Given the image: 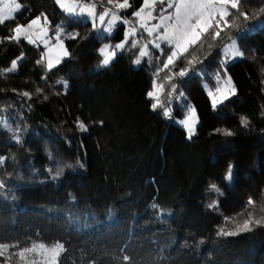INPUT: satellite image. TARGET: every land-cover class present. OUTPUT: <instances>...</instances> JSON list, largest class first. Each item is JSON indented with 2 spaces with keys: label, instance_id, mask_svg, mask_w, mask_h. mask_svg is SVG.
Returning <instances> with one entry per match:
<instances>
[{
  "label": "trees",
  "instance_id": "16d2710c",
  "mask_svg": "<svg viewBox=\"0 0 264 264\" xmlns=\"http://www.w3.org/2000/svg\"><path fill=\"white\" fill-rule=\"evenodd\" d=\"M18 2L21 11L0 25V115H10L23 137L22 145L15 144L0 131V156L7 158L0 167V182L5 184L0 189V236L21 242L63 241L68 249L65 264L74 260L116 264L113 257L124 248L137 264H264V227L235 237H216L224 217L240 213L249 197L257 201L250 209L256 219L264 216V118L260 115L264 27L259 26L264 15H251L264 0H246L252 8L244 10L251 19L241 18L238 28L222 33L207 59L211 41L206 42L199 54L203 63L195 65L204 75L173 79L186 97L184 103H191L199 117L191 140L173 123L182 116L180 103L171 100L173 119H165L162 109L153 111L146 97L160 67L155 60V69L145 63L133 68L132 55L120 52L110 66L94 69L98 46L120 40L122 24H116L112 35L100 36L89 22L63 15L53 0ZM141 2L130 0L132 7L119 14L134 21L132 13ZM101 3L111 8L107 0H97L99 7ZM42 13L50 27L62 25L66 33L78 32L81 37L64 41L71 56L47 73V83L41 79L43 68L36 64L41 47L3 40L16 24ZM254 25L238 40L245 57L226 66L237 94L214 111L201 83L210 82L207 75L212 77L218 69L217 49L228 35L238 36L241 29ZM21 55L18 70L3 75L2 70ZM182 67H187L183 59L170 71ZM168 71L160 73V80ZM57 80L68 82L66 93L55 84ZM37 87L43 93L37 94ZM169 88L166 85L161 94L166 105ZM13 89L29 91L32 98ZM241 116L248 117L249 128L240 127ZM77 118L88 125L87 132L76 127ZM216 128L236 134L225 137L215 134ZM229 164L233 179L223 184ZM49 168H63L64 173L53 181ZM210 183L219 185L223 196L206 193ZM212 199H218L219 212L205 207ZM153 203L166 214L162 221L154 215ZM201 239L203 244L198 243Z\"/></svg>",
  "mask_w": 264,
  "mask_h": 264
},
{
  "label": "snow or ice",
  "instance_id": "6c2138e0",
  "mask_svg": "<svg viewBox=\"0 0 264 264\" xmlns=\"http://www.w3.org/2000/svg\"><path fill=\"white\" fill-rule=\"evenodd\" d=\"M55 3L70 17L74 15H87L90 17L93 29H98L99 26L98 30L101 35L103 33L110 35L117 21L128 26V30L125 32L124 39L121 42L115 45L105 44L98 49V68L110 66L117 55L124 50L138 49V53H134L136 58L133 60V64H140L145 57H152L153 53L149 50V45L153 49L159 50L161 55L155 57V61L158 64H162V67H157L153 74L151 89L146 93V97L152 101L151 108L153 111L158 108L162 109L161 114L165 119H173L171 100L174 98L177 103H180L185 115L184 119L176 120V123L185 129L189 140L196 135L199 117L191 103H184L186 97L183 91L177 90V85L172 83L173 79L177 76L185 77L190 71H197L195 65L203 63L199 59V54L204 51L205 44L209 38L211 42L207 43L208 51L205 59L212 54L217 41L222 37V33H225L228 29L239 27L241 18L243 21H248L251 19V15H255L257 18L264 15V3L258 9H253L250 15L248 11L244 10L246 7L252 8L250 4L246 3V0H142L140 8L132 13V16L136 18L134 26L132 22L124 19L119 14L121 10L132 7L130 0H107V4L114 7L116 11H112L111 8L105 7L101 3L100 6L103 8L101 12L96 10L97 0H92V2L87 4H78L76 0H55ZM0 4L3 5V7H0V25L9 19H13V14L22 9V5L18 0H0ZM169 9L172 11H169ZM42 17L43 24L40 23ZM152 20H157L158 22L151 24ZM48 23L47 16L42 13L30 20L26 25L16 24L10 30L11 34L3 38V40L17 43L22 39L30 44H35L38 40L43 42L46 51L40 53V58L36 61V64L43 68L44 75L41 76V79L46 83L48 82L47 73L62 63L63 59L71 56V52L65 47L64 41L81 38L78 32L66 33L62 25H57L54 35L49 38L46 29ZM36 25H40L38 30L34 29ZM259 26L264 27V19L259 20ZM253 27L255 25L242 29L238 36L228 35L227 42L218 53L220 57L219 67L216 72L212 73L211 77L215 81V86L213 87L208 83L204 85L214 111L218 105L224 104L231 96L237 94V89L227 73L226 66L237 59L245 57V53L238 46V40L242 35L250 32ZM139 29H143L149 37H152L143 45H141L142 35L141 39L134 38L137 36ZM83 38L86 39L87 37ZM51 41H54V44ZM53 52H56L57 55L54 56ZM162 57H166V59H162ZM23 58V55H21L12 60L10 67L2 70V74L7 76L8 73L16 72L19 67V61ZM181 59L185 61L187 67L180 68L178 72H171L170 69L174 68L177 61ZM165 70L169 71L160 80V73L165 72ZM199 71L204 75L202 69ZM260 73L264 76V65L261 66ZM55 84L62 85L66 93L68 88L67 81L57 80ZM55 84L53 87H55ZM261 84L264 85V79L261 80ZM166 85L170 87L167 92L169 97L167 105L161 101V94L164 92ZM0 91L3 90L0 89ZM12 91L16 92L15 89ZM35 91L37 94H41L44 90L37 87ZM262 91H264V88H262ZM16 94L29 100L32 98V93L29 91L16 92ZM57 94L60 93L58 92ZM44 99H48L46 94ZM260 115L264 118V105L261 106ZM239 123L241 128L247 129L250 126V121L246 116H241ZM76 127L81 132L89 130L88 125L79 118L76 120ZM0 131L7 132L10 139L16 144H23L20 127L18 125L13 127L6 116L0 117ZM214 133L225 137H232L236 134L228 128H216ZM48 156L49 159H53L51 152L48 153ZM6 159V157L0 156V167L5 165ZM77 164L81 168L84 167L79 160H77ZM67 167L71 168L72 165H67ZM48 171L53 181L59 180L64 173L63 168H58L55 171L49 168ZM224 179L231 183L233 179L232 164L228 165ZM3 188H5V184L0 182V189ZM205 191L206 193H214L216 197L224 194L221 187L216 183H210ZM262 197H264V193H262ZM256 206L257 201L249 197L246 205L242 206L240 213L231 217H224V222L217 226L216 237L218 239L235 237L243 233L252 232L255 227H264V216L256 219V213L250 210L255 209ZM205 207L209 211L219 212L218 199H212ZM151 208L154 210V215H157V219L162 221L165 218L166 214L160 209L159 205L153 203ZM261 211H264V207L261 208ZM237 217L244 218L238 220ZM229 224H233L234 227L227 228ZM198 243L203 244L204 240L201 239ZM185 246L187 247V242H185ZM67 252L68 249L63 241L29 240L21 242L19 238L13 240L0 236V264H65V254ZM120 253L121 255L113 257L116 264H137V261L127 254L126 248L121 249ZM73 264H85V262L74 260Z\"/></svg>",
  "mask_w": 264,
  "mask_h": 264
},
{
  "label": "rangeland",
  "instance_id": "374dc122",
  "mask_svg": "<svg viewBox=\"0 0 264 264\" xmlns=\"http://www.w3.org/2000/svg\"><path fill=\"white\" fill-rule=\"evenodd\" d=\"M54 1V3H55V0H53ZM90 2H92V0H76V3H78V4H87V3H90ZM141 4H142V2H141ZM55 6L57 7V9L63 14V15H65L66 17H70V16H68V15H66L65 14V12H63L57 5H56V3H55ZM141 6V5H140ZM163 6H166V5H163ZM0 7H3V5L2 4H0ZM106 7V6H105ZM108 7V6H107ZM158 7H162V6H158ZM110 8V7H109ZM140 8V7H139ZM138 8V9H139ZM137 9V10H138ZM97 10V9H96ZM111 10L112 11H116V9L114 8V7H112L111 6ZM169 11H172L171 9H169ZM97 12H101V11H97ZM14 14H16V13H14ZM13 14V15H14ZM71 17H73V18H78V19H80L82 22H84V21H87V22H89L90 23V25L92 26V20H91V18L90 17H88L87 15H84V16H80V15H74V16H71ZM135 18V17H134ZM34 19V18H33ZM32 20V19H31ZM127 20H129V19H127ZM130 22H132V24L135 26V23H136V18H135V20L134 21H131V20H129ZM29 22V21H28ZM27 22V23H28ZM158 21L157 20H152L150 23L151 24H155V23H157ZM27 23H25V24H23V25H26ZM41 24H43V17H42V19H41V22H40ZM116 24H122L123 25V29H122V38L120 39V40H118V41H116V42H111V41H106V42H102V43H100V45L98 46V48H97V53H98V49L100 48V47H102L103 45H105V44H110V45H115V44H117V43H119V42H121L123 39H124V36H125V32L128 30V26L127 25H125L124 23H122V22H120V21H117L116 22ZM116 24H115V26H116ZM56 26H57V24H55L54 26H52V27H50V24L48 23L47 25H46V29H47V31H48V37L50 38V37H52L53 35H54V33H55V29H56ZM40 27V25H36V26H34V29H37L38 30V28ZM247 27H249V26H247ZM93 28V27H92ZM113 28H115V27H113ZM244 28H246V27H244ZM243 28V29H244ZM98 29H99V26H98ZM98 29H94L95 30V32H100ZM242 30V29H241ZM241 30L239 31V34L238 35H240V33H241ZM161 31H162V29H161ZM112 32H113V30H112ZM112 32H111V34L110 35H112ZM102 35H105V36H110L109 34H107V33H103ZM101 34H100V36H102ZM141 35L143 36V39H141ZM135 39H141V45H143V44H145V43H147V41L148 40H150V39H152V37H149L148 35H147V33L146 32H144L143 31V29H139L138 30V34H137V36L136 37H134ZM23 40V39H22ZM25 41V40H24ZM208 41H211L210 40V38H209V40ZM27 44H30V43H28L27 41H25ZM51 43H53L54 44V41H51ZM30 45H34V46H39V47H41L42 48V52L43 51H46V49H45V47H44V44H43V42L42 41H37V43H35V44H30ZM224 45V44H223ZM223 45H222V47H223ZM221 47V48H222ZM221 48H219L218 47V49H217V57H216V62H217V64H218V62L220 63V57L218 56V53L220 52V49ZM149 50L153 53V55H152V57H145L144 59H143V61L140 63V64H133V56H134V53H138V49H133V50H131V51H128V50H124V51H122V52H128L129 54H131L132 55V62H131V64H132V66H133V68H136V67H138L139 65H141L142 63H145L146 64V67L148 68V69H150V68H152V69H155L156 68V63H155V57H158V56H160L161 54H160V52H159V50H157V49H153L152 47H151V45H149ZM127 53V54H128ZM120 54V53H119ZM53 55L55 56V55H57V53L56 52H53ZM46 59H47V57H46ZM135 59V58H134ZM162 59H166V57H162ZM182 60V59H181ZM181 60H179V61H181ZM178 62V61H177ZM177 64V63H176ZM11 65V64H10ZM10 65H9V67H10ZM8 67V68H9ZM160 67H162V64H160ZM94 69L95 70H97V69H100V68H98V64L94 67ZM217 70H214V72H216ZM200 72H198V71H190L189 73H188V75H195V74H199ZM178 77V76H177ZM207 77H208V79H209V81L210 82H202L201 83V86H202V88H203V90H204V92H205V94H206V96H207V98H208V101H209V105H210V107H211V101H210V99H209V97H208V95H207V92H206V90H205V87H204V85H205V83H208V84H210V85H212L213 87L215 86V81H213L212 80V78L210 77V76H208L207 75ZM178 78H180V77H178ZM151 83H152V79H151ZM152 85V84H151ZM170 89V88H169ZM178 91H180V90H178ZM186 103H187V101H186ZM212 108V107H211ZM181 118H175L174 120H173V123L176 125V126H178V127H180L182 130H183V132H184V134H185V137H187V134H186V131H185V129L181 126V125H179L178 123H176V120H181V119H184V115H185V113H184V110L182 109V113H181ZM7 117L9 120H10V122L12 123V125H13V127H16V123L14 122V120L12 119V117L10 116V115H0V117ZM25 139V138H24ZM13 143H15L14 141H13ZM16 144V143H15ZM226 173V172H225ZM224 176H225V174H224ZM224 176H223V178H222V180H223V184L224 183H226L227 184V182L228 181H225V179H224Z\"/></svg>",
  "mask_w": 264,
  "mask_h": 264
},
{
  "label": "built area",
  "instance_id": "2783aa9c",
  "mask_svg": "<svg viewBox=\"0 0 264 264\" xmlns=\"http://www.w3.org/2000/svg\"><path fill=\"white\" fill-rule=\"evenodd\" d=\"M97 10H98V11H102L103 8H102V7H99V6L97 5ZM114 27H115V26H114Z\"/></svg>",
  "mask_w": 264,
  "mask_h": 264
}]
</instances>
